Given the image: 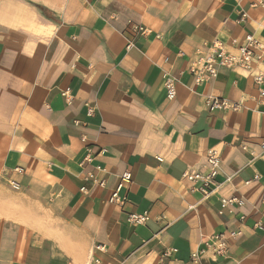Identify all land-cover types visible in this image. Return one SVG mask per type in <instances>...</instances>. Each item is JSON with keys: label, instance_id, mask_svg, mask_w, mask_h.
Listing matches in <instances>:
<instances>
[{"label": "crops", "instance_id": "obj_1", "mask_svg": "<svg viewBox=\"0 0 264 264\" xmlns=\"http://www.w3.org/2000/svg\"><path fill=\"white\" fill-rule=\"evenodd\" d=\"M263 25L264 0H0V264H264L253 72L219 68L200 85L189 73L214 40L264 43ZM211 149L206 198L183 176L207 173ZM130 172L127 204H110ZM220 235L224 257L208 247Z\"/></svg>", "mask_w": 264, "mask_h": 264}, {"label": "built area", "instance_id": "obj_2", "mask_svg": "<svg viewBox=\"0 0 264 264\" xmlns=\"http://www.w3.org/2000/svg\"><path fill=\"white\" fill-rule=\"evenodd\" d=\"M241 22H244L246 17L242 16ZM264 28V25H263ZM142 30V29H139ZM245 68L252 73L251 81L254 87L259 93L258 103H264V43L261 42L255 35L247 34L242 39L232 40L230 45L223 44L218 40L212 41L208 44L206 51L197 50L196 61L190 67L189 73L194 76L196 84H203L213 80L217 74L219 68ZM175 80L170 75H165L164 85L167 93L168 99H174L176 96ZM67 102L73 100L72 92L67 89L62 92ZM208 106L211 109H233L238 111L241 105H234L226 101H221L218 99H210L208 101ZM264 148V142L262 144ZM87 161H91L89 157ZM221 155L218 150L211 149L208 151L206 156V165L208 168L207 173L195 172L192 174L186 172L184 174V179L192 184V192L200 191L204 197H209L212 192L217 188L218 181L217 178L220 173L221 168ZM132 179V174H124L114 188V191L108 198V202L112 205L118 204L124 206L127 204L128 200L125 195L122 194L125 186L130 184ZM95 184L100 186H105V181H99ZM18 187H16L17 189ZM241 199L232 198L229 200H222V207L228 208L229 205L235 204L240 205ZM128 222L130 225H143L148 221L147 214L131 213L129 215ZM209 248H213V252L216 256L224 257L227 254L228 246L226 244L224 236H216ZM98 252L105 253V247L99 245L96 247ZM95 264H100L99 260L94 261Z\"/></svg>", "mask_w": 264, "mask_h": 264}]
</instances>
